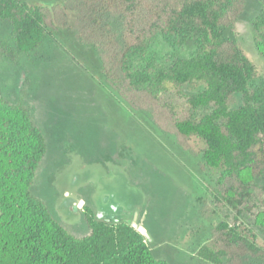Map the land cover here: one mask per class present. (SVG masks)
Wrapping results in <instances>:
<instances>
[{"label": "trees", "instance_id": "obj_1", "mask_svg": "<svg viewBox=\"0 0 264 264\" xmlns=\"http://www.w3.org/2000/svg\"><path fill=\"white\" fill-rule=\"evenodd\" d=\"M250 20L264 57V0ZM248 0H0V65L18 64L52 33L93 49L105 85L144 113L215 177L204 219L229 212L197 256L208 264H264V77L238 23ZM167 49L161 52L160 46ZM197 138L200 154L189 148ZM47 143L23 104L0 95V264H168L129 222L86 215L72 235L32 192ZM262 240L263 244H258Z\"/></svg>", "mask_w": 264, "mask_h": 264}, {"label": "rangeland", "instance_id": "obj_2", "mask_svg": "<svg viewBox=\"0 0 264 264\" xmlns=\"http://www.w3.org/2000/svg\"><path fill=\"white\" fill-rule=\"evenodd\" d=\"M25 1L51 6L65 0ZM258 9L255 0H248L238 40L264 77V57L255 50L250 26ZM7 32L0 22V37ZM0 95L26 106L43 132L47 154L32 192L72 235L88 233L85 217L93 212L107 222L143 228L159 260L208 264L197 253L229 213L209 219L199 214L198 201L210 200L207 191L215 174L201 171L172 136L110 90L95 52L73 32H54L30 57L1 64ZM189 148L200 154L204 144L193 137Z\"/></svg>", "mask_w": 264, "mask_h": 264}, {"label": "water", "instance_id": "obj_3", "mask_svg": "<svg viewBox=\"0 0 264 264\" xmlns=\"http://www.w3.org/2000/svg\"><path fill=\"white\" fill-rule=\"evenodd\" d=\"M132 225H133V227H134L135 229H137L140 233H142L146 238H148L147 232H146L143 228L138 229L136 223H134V224H132Z\"/></svg>", "mask_w": 264, "mask_h": 264}]
</instances>
